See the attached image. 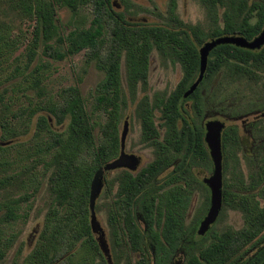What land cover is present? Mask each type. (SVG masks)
Wrapping results in <instances>:
<instances>
[{
	"label": "trees",
	"instance_id": "1",
	"mask_svg": "<svg viewBox=\"0 0 264 264\" xmlns=\"http://www.w3.org/2000/svg\"><path fill=\"white\" fill-rule=\"evenodd\" d=\"M120 1L125 8L132 6L130 0ZM198 1L214 16L219 6L225 7L222 24L217 23L216 17L206 30L198 24H185L175 14L177 0H169L167 8V19L174 25L129 22L122 11L114 10L112 0L4 1L16 17L33 24L24 52L16 54L24 40L14 33L11 21L0 20V88L5 90L6 85L20 78L21 91L33 90L37 99L12 109V104L0 97V192L12 186L17 178L12 171L15 160L8 157L11 146L7 143L26 133L37 115L32 153L27 157L42 164L40 178L48 173L47 186L53 199L35 244L21 264H108L89 224L90 182L98 168L119 154V124L127 102L122 66L126 88L134 100L138 86L147 85L149 58L154 49L163 58L178 63L182 75L171 92H158L153 98L144 94L136 103L140 139L153 148V159L136 173L120 169L110 180L104 179L113 263L120 264L124 259L127 260L124 264H130V257L138 252L140 259L134 264H149L142 246L147 236L153 243V264H167L187 234L184 215L199 186L207 190L203 207L207 209L208 188L196 180L191 167L211 166V160L203 139L204 129L194 117L187 115L185 103L191 100L195 116L201 117V86L219 73H223L226 84L240 80L258 82L264 73V45L259 50L232 44L216 46L209 53L206 72L195 91L187 98H183V93L198 76V49L204 42L222 35H241L251 40L259 34L264 26V0ZM83 7L90 8L89 25L77 23L67 32H61L58 9L66 8L77 16ZM39 47L45 56L55 60L83 51L86 60L94 61L103 71V79L92 91L91 111L77 86L62 89L56 100L52 96L40 98L48 68L44 62L33 65ZM42 111L65 127L52 129L47 117L38 114ZM156 112L163 133L155 123ZM96 113L98 119L93 120ZM100 117L103 121H99ZM221 143L225 172L229 157L239 147L234 127L223 130ZM260 163L244 191L235 190L237 186L229 181L223 182V208L239 210L243 226L211 230V243L200 253L204 262L189 264H220L238 255L264 230V150ZM172 165L167 177L159 181L158 176ZM28 181L30 192L2 201V221L18 219L21 203L28 202L38 190L40 180L30 177ZM100 208L95 205L96 211ZM137 211L146 224L145 234L138 225ZM16 238L14 233L0 231V260Z\"/></svg>",
	"mask_w": 264,
	"mask_h": 264
},
{
	"label": "rangeland",
	"instance_id": "2",
	"mask_svg": "<svg viewBox=\"0 0 264 264\" xmlns=\"http://www.w3.org/2000/svg\"><path fill=\"white\" fill-rule=\"evenodd\" d=\"M5 0H0V20L11 21L14 25V33L19 35L24 42L16 54L23 53L28 40L31 37L33 22L16 17L9 10ZM248 3L258 0H247ZM113 8L117 11H122L127 21L145 24L158 25H174L167 19V8L169 0H130L132 6L125 8L120 0H112ZM225 7L219 6L216 9V14L210 15L206 8L198 0H177L175 14L185 24H198L204 30L212 24L213 17H216L217 23L222 24L221 15ZM58 24L61 32L65 33L73 28L77 23L88 26L92 18L90 8L83 7L80 9L77 16H73L66 8H60L57 12ZM44 62L47 65L48 77L43 82V94L41 99H46L50 96L54 100L58 97V93L67 87L77 86L82 96L87 101L88 111L92 110L93 98L92 91L96 84L103 79L104 73L98 69L94 61H87L84 52L81 51L75 55L64 58L63 60H55L42 53V48H38V58L34 62ZM182 75L181 67L178 63H172L169 59H165L158 54L154 49L149 58L148 80L145 88L138 86L135 99L131 100L126 88V80L124 75V67L122 66V84L125 89L127 99L126 106L122 111V118L119 124V135L124 128L126 122L127 133L125 137V152L133 153L140 158L138 170L150 162L153 157V148L145 145L140 139V123L135 115L137 101L144 95L153 98L155 93H169L178 83ZM20 78L14 79L4 88H0V97L5 103H11L12 109L19 106H26L30 100H36L35 91L28 90L23 93L18 84ZM203 110L201 117L196 114L191 108L192 101L185 103L188 110V116L194 117L196 121L203 127L207 120H219L224 122L225 128L234 127L237 131L239 139V147L234 155L228 159V168L222 174L224 181H229L237 186L235 190H245L250 181V175L254 174L257 167L261 164L260 160L264 150V73L258 82H250L246 80L234 81L226 84L223 73L216 75L210 82L204 83L200 89ZM1 111V106H0ZM1 114V113H0ZM47 117L52 129L61 130L65 125H58L54 118L47 112H39ZM155 123L159 131L163 133L164 128L159 126L158 112L155 113ZM187 116V117H188ZM93 120L98 119L97 113L93 114ZM37 115L32 119L29 130L18 137L11 139L7 145L9 149V159L15 160L13 172L17 175L15 182L6 190L0 192V205L7 197L24 196L26 192H30L28 180L30 177L40 180L39 188L34 195H31L28 202H22L19 209L18 219L6 223L1 220L2 210H0V231L5 234H16V241L8 250L5 257L0 260V264H21L25 255L33 248L39 231L42 228L45 213L53 202L52 196L48 191L47 177L40 178L42 164L35 163L28 159L27 155L32 153L31 140L36 127ZM103 121V117L99 118ZM223 129V130H224ZM223 132V131H222ZM205 133V132H204ZM211 160V159H210ZM174 166H170L158 176L159 181H163ZM211 166L208 165H192L191 172L197 181H201L204 177H208L212 173ZM115 172L106 174V179L110 180ZM36 175V176H35ZM238 178V179H237ZM240 182V183H237ZM242 182V183H241ZM96 199V204L100 205L99 211H96V216L100 222L105 237L110 248L111 259L112 246L109 235V227L107 224V211L104 206L103 189ZM207 190L202 186L193 193L190 207L187 214V220L191 221L198 210L203 207ZM95 204V205H96ZM138 224L143 233L146 231V225L139 211L136 213ZM243 226L242 213L239 210L224 207L220 212L216 222L213 224V231H221L227 227L239 229ZM195 233L194 239L197 241L210 240V233L201 239ZM147 240V238H145ZM189 239V240H194ZM148 248V253L151 258V249ZM137 259V254H132L130 264H134ZM127 260L122 259L120 264L126 263ZM114 264V263H113Z\"/></svg>",
	"mask_w": 264,
	"mask_h": 264
},
{
	"label": "water",
	"instance_id": "3",
	"mask_svg": "<svg viewBox=\"0 0 264 264\" xmlns=\"http://www.w3.org/2000/svg\"><path fill=\"white\" fill-rule=\"evenodd\" d=\"M232 44L240 48L250 50H259L264 45V26L251 40H248L241 35H222L212 38L204 42L198 49L199 52V72L196 80L189 86L183 93V98H187L192 94L199 83L202 81L207 68L209 53L218 45ZM225 127L224 122L219 120H207L204 123V142L208 148L209 156L212 162V173L208 177H204L202 182L208 186L210 190V205L207 214L200 222L197 233L203 235L212 223L216 220L222 206V173H223V153L221 136ZM127 133L126 122L120 135V152L119 155L105 163L102 167L98 168L90 182L89 191V224L91 232L95 236L98 247L105 257L108 264H113L110 254V248L105 237V232L97 219L95 204L96 199L102 191L104 185V174L106 171L126 168L130 171H136L140 165V158L132 153H126L125 137Z\"/></svg>",
	"mask_w": 264,
	"mask_h": 264
},
{
	"label": "flooded vegetation",
	"instance_id": "4",
	"mask_svg": "<svg viewBox=\"0 0 264 264\" xmlns=\"http://www.w3.org/2000/svg\"><path fill=\"white\" fill-rule=\"evenodd\" d=\"M204 132H205V129H204ZM124 150H125V148H124ZM119 152H120V149H119ZM121 169H126V168H121ZM116 170H120V169L106 171L104 174V179H106V174H108L110 172H116ZM126 170H128V169H126ZM128 171H130V170H128ZM137 171H139V170L137 169L136 171H130V172L136 173ZM201 183H203L202 180H201ZM223 185H224V183L222 182V190H223ZM205 186L208 188L207 185H205ZM196 190L197 189H195V191ZM208 195H209V204H208L207 209L203 208L205 206V205H203V207H201L198 210L195 217L191 221L190 220L188 221L187 220V217H188L187 214H188V210H189L190 203L192 200V196H191L188 208H187L185 215H184V226L187 230V234L178 243V246L173 250L172 255H171L170 259L168 260L167 264H189V263L194 262V261H198L201 263L204 262V259L201 257L200 253H201L202 248L207 246L208 244H210L211 241L210 240L197 241L194 239V237H195V233H197L200 222L203 220V218L207 214V211H208V208L210 205V190H209V188H208ZM222 209H223V196H222V206H221L220 212L222 211ZM220 212H219V214H220ZM219 214H218V216H219ZM218 216H217V218H218ZM217 218H216V220H217ZM216 220L214 221V223L216 222ZM137 221H138V217H137ZM214 223H212L210 225V228L203 235H200L198 233H197V235L202 237L201 239L205 238L210 233ZM145 238H147V240ZM145 238H144V242H143L142 246L144 249V253L146 255V260L148 261L149 264H153L154 263L153 243L150 239H148L147 236H145ZM191 238L194 240H189ZM147 247H149L151 249V258H150V255L148 253ZM135 254H137L136 260H139L140 254L138 252ZM220 264H264V230L256 238H254L251 242H249L241 250V252L238 255H236V256H234V257H232V258H230L224 262H221Z\"/></svg>",
	"mask_w": 264,
	"mask_h": 264
}]
</instances>
